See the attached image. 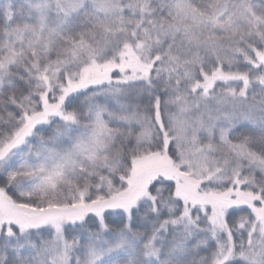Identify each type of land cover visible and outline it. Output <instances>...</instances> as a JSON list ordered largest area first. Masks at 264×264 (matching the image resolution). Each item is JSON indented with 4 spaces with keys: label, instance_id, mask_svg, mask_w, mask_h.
I'll use <instances>...</instances> for the list:
<instances>
[{
    "label": "snow or ice",
    "instance_id": "snow-or-ice-1",
    "mask_svg": "<svg viewBox=\"0 0 264 264\" xmlns=\"http://www.w3.org/2000/svg\"><path fill=\"white\" fill-rule=\"evenodd\" d=\"M0 264H264V0H0Z\"/></svg>",
    "mask_w": 264,
    "mask_h": 264
}]
</instances>
